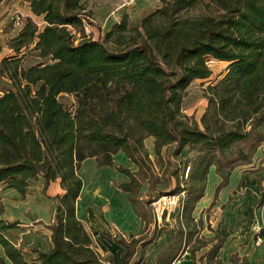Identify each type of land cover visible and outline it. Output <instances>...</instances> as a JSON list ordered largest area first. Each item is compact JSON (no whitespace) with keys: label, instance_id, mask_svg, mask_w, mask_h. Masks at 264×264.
I'll list each match as a JSON object with an SVG mask.
<instances>
[{"label":"trees","instance_id":"trees-1","mask_svg":"<svg viewBox=\"0 0 264 264\" xmlns=\"http://www.w3.org/2000/svg\"><path fill=\"white\" fill-rule=\"evenodd\" d=\"M23 1L42 27L31 18L21 21L7 42L11 56L0 60V186L24 198L30 183L59 180L63 194L52 199L54 219L46 226L51 249L32 250L35 258L29 261L6 238L17 223L2 218L0 200L5 259L10 264H111L96 252L76 217L83 188L79 171L88 159L112 168L114 157L123 153L137 170L116 167L129 179L118 189L146 230L144 205L138 207L136 196L149 179L141 175L149 169L143 143L151 138L156 156L171 147L175 158L183 150L196 153L201 184L173 192H185L182 218L194 232L179 228L155 259V264H174L202 229L191 214L203 198L209 169L221 179V190L234 170L252 165L264 145V0H161L139 27L129 28L122 17L98 39L83 0ZM28 58L36 63L26 66ZM210 60L227 66L205 89L207 107L197 123L184 114L183 101L194 81L212 76ZM63 95L73 97V110L59 101ZM153 182L151 174L149 194ZM213 233L206 245L188 250L192 259L215 242L200 262L221 264L218 252L228 234ZM157 237L116 241L125 249L120 264H140L134 260L138 249L144 251Z\"/></svg>","mask_w":264,"mask_h":264},{"label":"rangeland","instance_id":"rangeland-1","mask_svg":"<svg viewBox=\"0 0 264 264\" xmlns=\"http://www.w3.org/2000/svg\"><path fill=\"white\" fill-rule=\"evenodd\" d=\"M134 0H83V4L92 11V20L93 26L90 30L93 34L94 39L103 38L107 25H105L104 18L106 15H111V17H117L118 15H123L122 17H128L126 13L132 14ZM27 8L24 4L23 0H3L0 3V60L6 57L11 56V52L7 49V42L13 38L19 31L20 25H17V21L21 23V21L27 18ZM38 27H42L41 19H35L34 21ZM36 63V61L32 58H28L25 61L26 66H30ZM208 66L212 72V76L205 81H194L190 87L187 89L185 98L183 101V112L188 117L190 121H195L197 123L200 122V119L206 110L207 100L205 98V89L210 84L215 83L221 75L224 73L226 64L216 62L210 60L208 62ZM59 101L69 110H73L75 106V102L73 97L71 96H60ZM144 148L147 152V173L146 176L143 174L142 177H146L150 179V175L152 174L154 177V192L149 194L147 191L149 179H145L141 189L137 194L138 207L141 209L140 204L144 205L143 212L147 216V226L146 230L142 233L143 237H147L149 240H153V236L162 237L161 241L164 238H167V235L175 237L179 228L183 227L186 231H192L193 226L189 221L182 218V207L181 201L186 196L185 192H181L177 195L176 192L178 188L181 190L183 188H187L189 185H200V181L198 180L199 170L194 167V160L196 158V153L188 150H183L180 156L173 157L172 152L174 150L173 147L168 150H162L160 156H156L153 152V140L146 139L144 140ZM262 150L260 153H257L255 156V166H259L261 159L263 158ZM121 155L116 157V166L121 168H131L133 172L137 169L130 165H123L120 159ZM96 165L93 160L86 161L79 171V176L82 179L84 184V192L82 196V203L86 204L90 202L91 192L97 184H101V188L104 189V182L111 180L116 182L117 178L114 177L116 171L107 168L104 170L97 171ZM259 168V167H258ZM264 168V162H263ZM109 171L111 173H109ZM248 174H252V172H246ZM193 174V175H192ZM192 175V177H191ZM107 182V183H108ZM202 182V180H201ZM207 183V181H206ZM220 185V184H219ZM219 185H213L210 183L209 187H212L211 191H208L206 199L203 201L198 207V211L196 214L193 210L191 216L194 220H201L202 229L198 232L197 235H193L191 237V241L189 243L188 250H194L200 248L202 245H206V243L214 237V231L222 230L230 234L231 232H240L245 233V231L253 233L255 238L260 237L261 233L264 234V227L260 221L257 219L252 222L250 225H246L245 230L240 231L241 227L237 226V219L239 220L241 214L235 212L238 208L232 207L229 205L232 203V197L236 195V193H227L223 194L218 190ZM33 187L34 185H30ZM243 190V188H241ZM36 189H32V192H35ZM240 190L241 199L246 196L245 191ZM260 198L255 203L254 209L257 213L259 211L260 216L262 215L263 207H264V188L260 190ZM103 195H105L109 201L112 202L113 210H121L119 203L121 204L122 198L114 195V192L111 190L105 189L103 190ZM41 197H36L31 195L26 199H21L18 195L12 192H7L2 189L0 186V200L4 208V218L9 222H16L17 224L22 225H31L34 227L33 229L45 228L49 221L52 219V211L50 207V202L48 198H46V187H44L41 191ZM178 196L179 202L177 205H171L167 201L169 197ZM122 205V204H121ZM104 207H102L103 209ZM109 208V206H108ZM108 209L105 208V215ZM110 210V208H109ZM108 210V211H109ZM116 210L114 214L116 213ZM82 218L85 220V227L89 228L91 232L95 230V228L105 227L104 224V213L102 214L95 213L90 208V206L83 207V210L80 212ZM111 213V211H110ZM234 214V215H232ZM96 216V218H95ZM247 216V215H243ZM114 217V216H113ZM260 219V217H259ZM236 222V223H235ZM225 223L228 225L225 226ZM236 224V225H235ZM104 225V226H103ZM230 226V227H229ZM257 228L256 231H253V227ZM17 229V228H16ZM243 229V228H241ZM37 234V233H36ZM11 240V235L9 236ZM254 238V240H256ZM157 239V238H156ZM257 241V240H256ZM38 244L41 248L45 243V239L41 234L38 238ZM156 244V243H154ZM153 244V247L155 246ZM206 249V251H202V254H207L209 250L215 245L213 242L210 243ZM225 242H223L222 247L219 249L218 255L222 257V260L226 259L229 264H264V254L260 255L259 259L247 261L246 259H241L237 257V255H231L225 248ZM148 248V247H147ZM257 249L258 247H254ZM28 250H31L29 248ZM146 250V249H145ZM152 250V249H151ZM149 250V252L151 251ZM148 252V253H149ZM204 252V253H203ZM146 254V252H145ZM145 254L139 256L137 259L140 264H150L147 262L148 256L145 258ZM199 252L196 254V261L199 264ZM259 254V253H258ZM203 255V256H204ZM0 258L3 257V253L0 249ZM220 260L221 264H224ZM5 260V259H4ZM4 264H10L6 260Z\"/></svg>","mask_w":264,"mask_h":264},{"label":"crops","instance_id":"crops-1","mask_svg":"<svg viewBox=\"0 0 264 264\" xmlns=\"http://www.w3.org/2000/svg\"><path fill=\"white\" fill-rule=\"evenodd\" d=\"M134 1L135 2H133V6H132V7H135L133 9V13L132 14L126 13V15H129L126 18L127 19V25L129 28L139 27L142 19L145 16H147L148 14H150L151 12H153L154 10L158 9L161 5V0H134ZM24 4L26 5L27 12H28L27 18H31L33 21H35V19H40V18L34 17L30 13L29 6L27 3L24 2ZM111 15H113V13L106 15L104 18L105 25H107L105 33H107L114 24L119 23L122 16H123L121 14V15H118L117 17H113V16L111 17ZM149 139H151V138H149ZM261 150L264 153V145L259 149L258 153H260ZM119 155H121L120 159H122L121 162L123 163V165L124 164L126 166L130 165L123 153H118L114 157V159H113L114 167H112V168H110V167H100L99 168V167H97V164H96L94 159L86 160V161L93 160L96 167H97L96 168L97 171L104 170L107 168L111 169V171L115 170L116 173H115L114 177H116L117 180H116V182H113L111 180H109V182L108 181L104 182V184H102L104 189L101 188V184H97L96 187H94L92 192H91L90 202L86 203V204L82 203V196H83V192H84V184H83L81 194H80V196L76 202V217L84 225V227H85V224H84L85 220H84V218H82L81 213H80L83 210V207L90 206V208L93 210L95 215H96V213L102 214V211H103V213H104V216H103L104 221L103 222L105 224V227L103 228L100 226L99 228H95V230H93V232H91L89 228L85 227V229L87 230V232L91 236V239H92V242H93V245L95 247L96 252L99 254V256L102 259L110 260L111 264H120L122 256L125 252L124 247L122 245L118 244L116 241H118L119 239H123V240L127 241L131 236L138 238L144 232V225L141 222L140 218L134 212L131 203L127 199V194H124L120 189H118L119 185L126 184L129 182L128 177L117 172V170H116L117 166H116V160L115 159ZM85 162H83V164ZM263 162H264V154H263V158L261 159L259 166H255V159H254L251 166L244 167V168H238V169L234 170L231 173V176H230L229 181H228V185L220 191V192H223V194L234 193V192L236 193V195L232 197L235 200L232 201V203L229 205V207L230 208H232V207L238 208L235 211V212H237L236 213L237 218H238V214L242 213L239 220L237 219V221H236L238 223L237 226L243 228V229L240 228V231L245 230L246 225H250L256 219L258 222L260 221V223H262V225L264 227V207H263V211H262L261 216L259 214V211L256 213L255 209H254L255 203L260 198V193H261L260 190L262 188H264ZM128 169H131V168H128ZM248 171L252 172V174L246 173ZM109 173H111V172L109 171ZM210 183L212 184V186L213 185L217 186L221 183V179L215 174L214 168L209 169V172L207 175V184L205 187L204 195H203V198L201 200H199L195 205V211H194L195 214H196V211H198V209H199L198 207H200V205L202 203H204L203 201L206 199L208 191L212 190V187H209ZM32 184L34 186L33 187L29 186L27 194L24 198H22L21 196H19L17 193H15L12 190H5V191L15 193L21 199H26V198L30 197L31 195H34L36 197H41L42 196L41 191L44 187H46V198H48V200L50 202V207H51V211H52V219L46 225V226H48L53 222V219H54V209L55 208H54V203H53L52 199H54L58 196H61L63 194V191H62L60 184H59V180H56L54 182H51V181L46 182L45 180L40 178L37 182L30 183V185H32ZM241 188H243V190L246 193L245 194L246 196L244 197V199L243 198L241 199V197H240V190H242ZM32 189H36L35 192H32ZM105 189L113 191L114 195L118 196L119 198H122V200H123V201H121L122 205L119 203L121 210L115 209L116 210L115 214H114L115 210L112 209V207H113L112 202L109 201L108 198L105 195H103V193H102L103 190L105 191ZM108 206H109L110 210H109ZM102 207H104V208L102 209ZM105 208L109 210V211L107 210V212H109L108 215L107 214L105 215V213H106ZM110 211H111V213H110ZM244 214L247 216H243ZM232 215H234V214H232ZM259 217H260V219H259ZM2 218L4 220H6L4 218V213H3ZM95 218H96V216H95ZM226 225H228V224L225 223L224 228L226 227ZM16 228L9 231V233L6 234V238L14 246L21 248L23 255H24V258L27 261L35 258V255L31 254L32 250H38L40 252L46 253L51 249V241H50V234L51 233L46 227L33 229L34 227H32L31 225L26 226V225H22V224H17ZM41 234L43 235V237L45 239V243L43 245V248H41L40 245L38 244L39 243L38 238L40 237ZM10 235H11V240L9 238ZM254 238H255V235L253 233L248 232V231L247 232L245 231V233H243V234L240 232H237V231H235V232L230 231V234L224 240V242H225L224 249L227 248L226 250L231 255H237V257H239L241 259L244 258L247 261H251L254 259L258 260L260 255L264 254V236L255 238L257 241L254 240ZM161 239H162V237H160V236L157 237V239L155 240L156 244H154L155 245L154 247H153V245H149L148 248H146V250H144V251H142L141 249H138V252L134 257V260H136L139 256L145 254V252H146L145 258L147 256L149 257L147 259V262H149L150 264H155V259L157 258L159 253L162 251V249L170 243L172 236L167 235V238H164L162 241H161ZM209 245H211V244H208L206 247H203V248L199 249L198 251H196L194 254V259L191 258V255L188 252V248H186L185 251L180 254L177 261L174 262V264H199L196 261V254L201 252V254H199V258H198L200 260V258L204 255V254H202V251H204V250L206 251V249ZM255 246L258 248L255 249L254 248ZM29 248H31V250H28ZM149 250H151V251L149 252ZM1 251H2V249H1ZM2 253H3V251H2ZM218 256H219V258H221V261L224 264H229L227 257H224L226 259L222 260V257H220V255H218ZM3 257H4V255H3ZM2 259L4 260L5 257ZM202 264H205V262L203 261Z\"/></svg>","mask_w":264,"mask_h":264},{"label":"built area","instance_id":"built-area-1","mask_svg":"<svg viewBox=\"0 0 264 264\" xmlns=\"http://www.w3.org/2000/svg\"><path fill=\"white\" fill-rule=\"evenodd\" d=\"M16 24H17V25H20L19 21H17ZM167 201L169 202V204H171V205L173 204V205L176 206L177 203L179 202V197H178V196H172V197H169ZM252 229H253V231H256V230H257L256 226L253 227ZM257 231H258V230H257Z\"/></svg>","mask_w":264,"mask_h":264}]
</instances>
